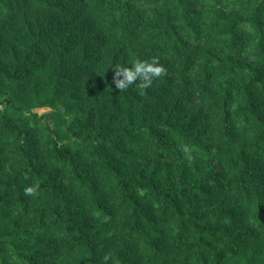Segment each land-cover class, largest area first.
<instances>
[{"label":"trees","instance_id":"obj_1","mask_svg":"<svg viewBox=\"0 0 264 264\" xmlns=\"http://www.w3.org/2000/svg\"><path fill=\"white\" fill-rule=\"evenodd\" d=\"M0 264H264V0H0Z\"/></svg>","mask_w":264,"mask_h":264},{"label":"clouds","instance_id":"obj_2","mask_svg":"<svg viewBox=\"0 0 264 264\" xmlns=\"http://www.w3.org/2000/svg\"><path fill=\"white\" fill-rule=\"evenodd\" d=\"M165 75H167V69L163 65H160L157 57H153L150 61L137 59L131 67L117 64L113 69L112 83L115 85L116 90L124 91L139 80L138 87L140 89H147L152 86L154 79ZM38 187L39 185L25 188V195H36ZM108 259L109 256L105 255L104 261L107 262Z\"/></svg>","mask_w":264,"mask_h":264},{"label":"rangeland","instance_id":"obj_3","mask_svg":"<svg viewBox=\"0 0 264 264\" xmlns=\"http://www.w3.org/2000/svg\"><path fill=\"white\" fill-rule=\"evenodd\" d=\"M36 111L38 112L39 115H49V116H51L52 113H53L50 109H37Z\"/></svg>","mask_w":264,"mask_h":264}]
</instances>
